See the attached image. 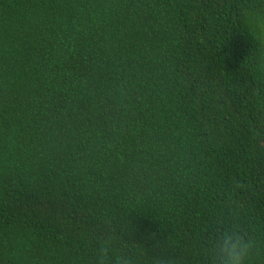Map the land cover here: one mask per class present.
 <instances>
[{
  "label": "trees",
  "instance_id": "trees-1",
  "mask_svg": "<svg viewBox=\"0 0 264 264\" xmlns=\"http://www.w3.org/2000/svg\"><path fill=\"white\" fill-rule=\"evenodd\" d=\"M264 264V0H0V264Z\"/></svg>",
  "mask_w": 264,
  "mask_h": 264
},
{
  "label": "clouds",
  "instance_id": "clouds-1",
  "mask_svg": "<svg viewBox=\"0 0 264 264\" xmlns=\"http://www.w3.org/2000/svg\"><path fill=\"white\" fill-rule=\"evenodd\" d=\"M232 231L233 235L231 236L228 234L227 229L224 231L226 244H222L220 247L226 256L228 264H245L246 257L249 255L253 245L250 241H246L235 229ZM97 253L101 264H131V257L125 259L122 253L112 255L106 241L101 242ZM169 264H172V262L169 261Z\"/></svg>",
  "mask_w": 264,
  "mask_h": 264
}]
</instances>
